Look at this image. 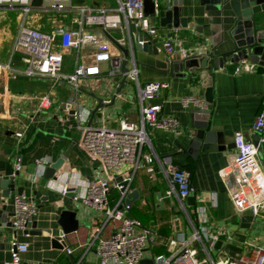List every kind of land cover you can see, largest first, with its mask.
<instances>
[{"label": "crops", "instance_id": "1", "mask_svg": "<svg viewBox=\"0 0 264 264\" xmlns=\"http://www.w3.org/2000/svg\"><path fill=\"white\" fill-rule=\"evenodd\" d=\"M74 5L78 8L116 7L115 0H74ZM262 12L257 18H264ZM4 13L9 15L12 12ZM13 13L14 24L10 20L6 24L12 35L2 48L13 53L8 63L3 64L0 60V64H10L12 69L0 74V179H15L16 191L7 201L8 213H13V198L20 189L24 194L36 198L39 214L35 228L32 225L28 236L13 230L12 216L5 222L0 218V264L10 261L11 241L14 239L29 245L28 252L23 255L26 261L100 264L95 247L90 248L88 245L90 239L99 231L100 238L112 236L119 223L110 222L104 226L102 215L74 203L71 195L63 197L59 189L76 176L83 180L98 175L107 177L102 172L101 164L92 160L81 146L82 128L85 125L117 128L120 120L125 118L139 122L141 104L137 83L127 80L123 87L124 77L111 76L109 73L113 66L107 62L100 65L103 71L101 76L82 80L77 91L68 83H56L48 78H29L14 72L24 71L27 65L23 61V54L14 51L19 18L17 13ZM60 16H36L31 26L48 33L58 25L77 29L73 21L78 14ZM181 16L188 21L186 29L162 28L158 18L152 19V23L158 27V34L153 38L158 55L137 50L133 55L142 87L152 82L169 85L148 103L162 105V114L176 117L180 123V135L147 128L154 153L160 159L171 157L175 163L191 172L194 189L184 202L183 209L177 195H167L171 186L161 173H157L153 179L145 170L136 174L133 192L138 193V198L131 204L132 213L129 216L139 219L154 236L152 247L148 248L144 260H153L159 255L168 256L172 242L191 238L194 228L199 226L196 211L202 209L206 211L212 229L220 230V236L215 242L205 243L206 251L203 245L197 244L200 249L197 261L209 255L216 259L249 253L247 244L264 249V214L238 211L219 177V172L231 164L236 156V133H242L252 143L260 141L253 126L258 115L264 111V73L249 62L253 68L239 73L236 71L238 64L230 61L219 69L209 63L206 70L213 78V101L208 103L211 130L222 135L225 150L200 152L197 157L183 153L179 145L184 148L188 146L192 130L190 114L194 109H185L181 101L192 96L206 100L207 88L200 78L202 69L193 68L186 72L178 68L173 71L171 64L183 60V57L179 53L168 57L163 51V42L178 38L182 47L195 55L214 53L219 58L235 47L232 30L237 20L229 4L216 7L204 5L201 0H183ZM87 32L94 34L98 42L111 44L123 37L120 30L105 33L100 27L88 28ZM95 53V45L86 46L81 51L83 59L79 60L78 52L64 50L62 71L70 69L67 67L69 62L72 71L77 62L93 64ZM119 57L123 62L126 59L123 52ZM129 57H132L130 51ZM45 98L49 99V104L42 107ZM76 113L81 115V119L76 117ZM17 133H22V138H18ZM17 157L22 158L23 170L14 177ZM62 159L63 165L56 172V178L47 179L49 167ZM43 161L46 162L45 167ZM260 162L264 170V153ZM116 196V191L112 190L111 202ZM67 209L77 212L79 229L56 243L62 231L60 216ZM66 249H72V254H68ZM189 264L193 263L189 261Z\"/></svg>", "mask_w": 264, "mask_h": 264}, {"label": "built area", "instance_id": "2", "mask_svg": "<svg viewBox=\"0 0 264 264\" xmlns=\"http://www.w3.org/2000/svg\"><path fill=\"white\" fill-rule=\"evenodd\" d=\"M34 0H0V11L18 14L19 26L15 39L14 51L23 54L27 65L24 71H14L29 78H48L56 83L71 84L76 91L79 83L90 77L103 74L102 63H111V76L121 75L127 80L137 83L138 99L141 104V118L135 123L127 118L120 120L117 128L93 127L85 125L81 146L94 161L101 164L102 172L107 177L98 175L89 180L80 176L74 177L63 185L59 192L65 197L71 195L76 204L95 210L104 218V226L110 222L119 223L114 234L108 238H100V232L91 237L89 247H95L100 264H140L148 248L152 247L154 236L142 222L129 216L131 214L130 195L133 193V183L136 174L145 170L151 179L161 173L170 183L171 189L167 195H177L182 208L184 202L193 192L192 174L175 163L171 157L160 159L153 150L147 128L157 129L166 133L180 135V123L176 117L164 116L163 106L148 102L160 95L163 89L169 87L165 82H152L141 86L136 59L134 58V39L138 34L132 32L134 24L150 37L158 34V27L152 25V18L145 12V0H115L116 7L78 8L74 0H42V5H33ZM156 8L158 5L156 4ZM158 12V11H157ZM78 14L73 24L77 29L58 25L55 29L43 32L33 28L36 16ZM35 18V19H34ZM100 27L105 33L120 30L123 37L114 43L98 42L94 34L87 32L88 28ZM127 34V36H126ZM95 45L94 63L85 65L77 62L72 74H63V51L72 49L78 52V59H83L81 51L86 46ZM121 48L129 49L132 57L128 58L127 72L122 71ZM163 51L170 57L179 53L183 60L197 56L182 47L178 38H169L163 42ZM254 66V65H253ZM247 61L238 64L236 71H250ZM4 70H12L10 64H0V74ZM49 104L45 98L42 107ZM185 109L208 111V102L199 97L182 99ZM81 119V115L76 113ZM253 131L260 136L259 143L248 141L242 133H236L234 144L236 156L231 164L219 172V177L226 187L227 194L234 207L240 211H251L255 215L264 214V170L259 159L260 150L264 147V111L255 120ZM22 138V133H17ZM42 165L45 167L46 162ZM23 170L22 158L17 157L14 177ZM36 181V179H34ZM115 190L116 198L111 202V191ZM199 226L189 239L174 241L170 255L153 257L154 264H264V249L247 244L249 253L239 256L229 255L222 258H212L210 255L197 261L201 244L206 251L205 243L219 239L220 230L209 225L210 220L204 209L197 210ZM39 214L37 200L32 195L16 194L13 198V216L11 227L15 232H23L27 236ZM65 235L61 236V240ZM29 245L14 239L11 241V259L7 264H44L42 262L26 261L23 255L28 252ZM72 254V249H66Z\"/></svg>", "mask_w": 264, "mask_h": 264}, {"label": "water", "instance_id": "3", "mask_svg": "<svg viewBox=\"0 0 264 264\" xmlns=\"http://www.w3.org/2000/svg\"><path fill=\"white\" fill-rule=\"evenodd\" d=\"M202 4L222 7L229 4L231 7L237 23L232 30V38L235 47L232 51L224 53L221 57L216 58L214 53L208 55H197L188 60H181L172 63L173 71L178 68L181 71L189 72L191 69H202L200 78L207 88L206 101L212 103L213 101V78L206 70L209 63H212L215 68H223L227 61L233 64H239L242 61H247L251 65L259 67L264 73V18H257L264 11V0H201ZM183 0H145V12L153 20L158 18L162 28H174L176 30L188 27V21L181 16V7ZM156 4L158 8H156ZM34 6H41L42 0H34ZM158 11V12H157ZM132 32L138 34V38L134 39V49L140 52L158 55V48L153 44V37L146 35L137 28L134 24L131 25ZM115 30H111L113 32ZM125 58L129 56L127 49L121 48ZM125 59L122 66V71L127 72L126 66L128 61ZM218 64V67H216ZM127 83L124 77L122 86ZM192 130L189 135V143L186 148L179 145L183 153L197 157L200 152H222L225 147L222 144V135L211 130V113L209 111L192 110ZM264 153V147L261 149ZM66 157V156H65ZM63 160L51 165L46 173L47 179H55V174L62 168ZM16 191L15 179H0V218L2 222L7 221L8 217L13 216V213H8L7 201L10 200L11 195ZM18 194L23 192L18 189ZM138 198V193L133 192L130 195L129 204H132ZM62 228L60 235L55 242L61 240L62 235L75 233L79 229V220L77 212L65 210L62 212L59 220ZM35 228V223L33 224ZM140 264H154L153 260H143Z\"/></svg>", "mask_w": 264, "mask_h": 264}, {"label": "rangeland", "instance_id": "4", "mask_svg": "<svg viewBox=\"0 0 264 264\" xmlns=\"http://www.w3.org/2000/svg\"><path fill=\"white\" fill-rule=\"evenodd\" d=\"M5 11H0V50L6 46L8 44V42L10 41L11 38V30H9V27L6 25L7 22H11V24H14V19H15V14L9 13V15L7 13H4ZM9 16V18H8ZM54 17H61L60 15H52ZM152 25H154L152 23ZM13 51L9 52L8 49H2L0 51V60L1 62H3V64L8 63L11 59ZM71 62L68 63L67 67H69L70 69H65L63 71V74L66 73H73L74 71L71 70V66L69 65ZM69 70V71H68ZM263 154L262 150H260V155H259V159H261V155ZM180 208V207H179ZM182 210V209H181Z\"/></svg>", "mask_w": 264, "mask_h": 264}, {"label": "trees", "instance_id": "5", "mask_svg": "<svg viewBox=\"0 0 264 264\" xmlns=\"http://www.w3.org/2000/svg\"><path fill=\"white\" fill-rule=\"evenodd\" d=\"M131 213H132V211H131Z\"/></svg>", "mask_w": 264, "mask_h": 264}]
</instances>
